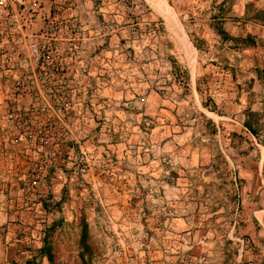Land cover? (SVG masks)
Here are the masks:
<instances>
[{"label": "crops", "instance_id": "obj_1", "mask_svg": "<svg viewBox=\"0 0 264 264\" xmlns=\"http://www.w3.org/2000/svg\"><path fill=\"white\" fill-rule=\"evenodd\" d=\"M78 1V11L112 44L162 25L153 13L134 11L135 0ZM144 1L153 6L159 0ZM164 10L173 18L168 6ZM171 38L163 30L157 57L140 61L157 76V86L167 88L149 91L147 113L154 125L145 137L131 136L119 169L124 176L95 184L91 195L69 194L76 201L71 207L63 203L59 217L67 226L74 220L79 229L84 217L93 247L82 256L88 264H195L201 257L206 264H264V145L239 124L237 108L217 97L213 105L224 114L202 106L199 79L189 77L191 90L180 96ZM240 134L248 142H236ZM141 145L149 155L137 160ZM5 222L0 213V264H17L20 255Z\"/></svg>", "mask_w": 264, "mask_h": 264}, {"label": "built area", "instance_id": "obj_2", "mask_svg": "<svg viewBox=\"0 0 264 264\" xmlns=\"http://www.w3.org/2000/svg\"><path fill=\"white\" fill-rule=\"evenodd\" d=\"M78 5L0 0V213L17 247L40 248L44 229L65 227L64 195L124 176L131 136L154 125L149 91L167 88L140 63L157 57L160 25L112 44ZM140 149L137 160L149 155Z\"/></svg>", "mask_w": 264, "mask_h": 264}, {"label": "rangeland", "instance_id": "obj_3", "mask_svg": "<svg viewBox=\"0 0 264 264\" xmlns=\"http://www.w3.org/2000/svg\"><path fill=\"white\" fill-rule=\"evenodd\" d=\"M165 6L172 11L173 18L166 16ZM132 8L141 15L158 16L162 32L171 35L170 45L175 46L171 55L173 73L183 82L180 89L175 85L180 96H187L191 90L189 77L199 79L196 88L202 106L216 115L224 114V110L213 105L212 97H217L222 105L237 108L234 115L238 116L239 124L249 125L255 141L264 145V0H159L153 6L135 0ZM217 29L224 31L228 40ZM244 39H248L246 44L241 42ZM225 113L231 114L228 109ZM208 116L215 119L214 115ZM246 136L253 140L250 134ZM236 142L243 144L248 140L240 134ZM75 201V195L63 196V203L70 207ZM74 222L44 229L51 262L39 255L38 247L16 246L14 251L20 255L16 263L88 264L78 258L77 252L81 250L80 256H87L93 247L88 241L90 251L79 245L81 228Z\"/></svg>", "mask_w": 264, "mask_h": 264}, {"label": "trees", "instance_id": "obj_4", "mask_svg": "<svg viewBox=\"0 0 264 264\" xmlns=\"http://www.w3.org/2000/svg\"><path fill=\"white\" fill-rule=\"evenodd\" d=\"M217 33L220 36H222L224 39L228 40V37L226 36L224 31H222L221 29H217ZM247 40L248 39H244V40H241V42L246 44ZM245 127L249 130V132H251L255 136L254 131L251 129V127L249 125L245 124ZM60 219H62V218H60ZM60 223H61V221L59 220L51 228H56L57 226L60 225ZM80 223H81V232H80L81 236H80V240H79V245L81 247H83L85 251H87V250H89L88 249L89 247L87 245L88 230H87V226H86L85 221H84V217L82 215L80 216ZM46 237H47V233L44 234V237H43V240H42V246L39 248L38 253H39L40 256L46 257L48 262H51L52 260H51V257L49 255L50 254L49 253V249H48L47 244H46ZM87 253H89V252H87ZM81 258H82V256H81ZM25 264H32V262L28 261Z\"/></svg>", "mask_w": 264, "mask_h": 264}]
</instances>
